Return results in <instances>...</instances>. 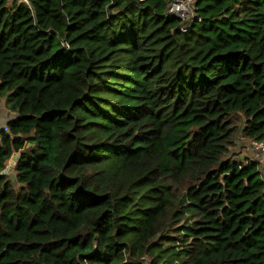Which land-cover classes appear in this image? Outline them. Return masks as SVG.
Returning a JSON list of instances; mask_svg holds the SVG:
<instances>
[{
    "label": "trees",
    "instance_id": "1",
    "mask_svg": "<svg viewBox=\"0 0 264 264\" xmlns=\"http://www.w3.org/2000/svg\"><path fill=\"white\" fill-rule=\"evenodd\" d=\"M171 1L0 0V264H264V0Z\"/></svg>",
    "mask_w": 264,
    "mask_h": 264
},
{
    "label": "rangeland",
    "instance_id": "2",
    "mask_svg": "<svg viewBox=\"0 0 264 264\" xmlns=\"http://www.w3.org/2000/svg\"><path fill=\"white\" fill-rule=\"evenodd\" d=\"M239 139H240L239 141H241V143L239 141H237V143H239V144L233 149L234 153L237 154V156H238V160L240 161L241 164H243V163L245 164L246 159L257 161V168L260 172V177L264 181V151L263 152L260 151L262 149V147L264 146L263 145L264 141L262 143H257V146L252 148L251 144L253 146V144H254V143H252L253 141L248 140V139H243L241 136H239ZM257 148H260V150H258ZM246 152H247V154H246ZM9 160L6 162L5 169H7V168L9 169ZM12 169L7 171V173H9V174L12 173Z\"/></svg>",
    "mask_w": 264,
    "mask_h": 264
},
{
    "label": "built area",
    "instance_id": "3",
    "mask_svg": "<svg viewBox=\"0 0 264 264\" xmlns=\"http://www.w3.org/2000/svg\"><path fill=\"white\" fill-rule=\"evenodd\" d=\"M11 1H16L18 3H26L28 4V0H11ZM194 1L195 0H172L168 6L167 13L172 14L174 16H177L181 18L184 21H193L194 20ZM181 31H186V27H182ZM3 124L1 125L0 123V130L2 129ZM251 144V147H256L257 143H262V142H256L253 141ZM264 145V144H263ZM260 150V148H257ZM260 151H264V146ZM143 264H149V259L146 257L145 261Z\"/></svg>",
    "mask_w": 264,
    "mask_h": 264
},
{
    "label": "crops",
    "instance_id": "4",
    "mask_svg": "<svg viewBox=\"0 0 264 264\" xmlns=\"http://www.w3.org/2000/svg\"><path fill=\"white\" fill-rule=\"evenodd\" d=\"M13 115L9 112L4 105V98H0V122L6 123V121ZM247 154V152H246Z\"/></svg>",
    "mask_w": 264,
    "mask_h": 264
},
{
    "label": "water",
    "instance_id": "5",
    "mask_svg": "<svg viewBox=\"0 0 264 264\" xmlns=\"http://www.w3.org/2000/svg\"><path fill=\"white\" fill-rule=\"evenodd\" d=\"M18 156H19V154H14V155H12L11 156V158H10V160H9V169L7 168V169H4L3 171H2V173H7V171H9L10 169H12L13 167H14V165H15V161H16V159L18 158ZM10 178L13 180V181H15V176H14V174L13 173H10ZM96 241H94L93 242V252L96 250Z\"/></svg>",
    "mask_w": 264,
    "mask_h": 264
},
{
    "label": "clouds",
    "instance_id": "6",
    "mask_svg": "<svg viewBox=\"0 0 264 264\" xmlns=\"http://www.w3.org/2000/svg\"><path fill=\"white\" fill-rule=\"evenodd\" d=\"M0 123H1V125L3 124V127L2 128H5L6 123H2V122H0Z\"/></svg>",
    "mask_w": 264,
    "mask_h": 264
}]
</instances>
